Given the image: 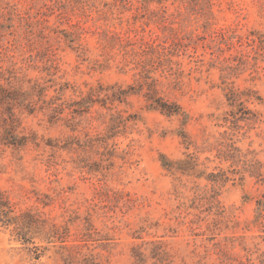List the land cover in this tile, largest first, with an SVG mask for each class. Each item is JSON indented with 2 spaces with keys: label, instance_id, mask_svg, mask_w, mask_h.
<instances>
[{
  "label": "rangeland",
  "instance_id": "obj_1",
  "mask_svg": "<svg viewBox=\"0 0 264 264\" xmlns=\"http://www.w3.org/2000/svg\"><path fill=\"white\" fill-rule=\"evenodd\" d=\"M160 1L0 0L42 18L47 13L52 26L79 35L77 52L51 40L58 47L51 71L21 59L29 49L18 21L1 41L3 68L14 63L18 77L68 83L66 101L99 83L137 86L138 68L125 64L118 33L179 41L176 53L155 57L150 74L159 80V94L187 113L183 124L131 94L82 116L65 109L56 122L45 110L20 115L18 134L31 136L23 147L0 138V192L15 213L29 210L47 222H37L26 244L0 224V264H264V210L258 209V202L264 205V107L248 104L259 116L238 128L224 118L226 86L264 96V62L250 57L239 64L233 57L251 50L250 30L264 32V0ZM220 29L243 38L210 47V34ZM13 38L16 49L5 50ZM54 94L51 87L48 96ZM117 111L135 117L108 144H88L108 134L110 113ZM231 145L241 161L229 157ZM161 154L176 161L171 171ZM248 159L260 162L263 181L250 175ZM50 224L59 232L53 242L44 237Z\"/></svg>",
  "mask_w": 264,
  "mask_h": 264
},
{
  "label": "trees",
  "instance_id": "obj_2",
  "mask_svg": "<svg viewBox=\"0 0 264 264\" xmlns=\"http://www.w3.org/2000/svg\"><path fill=\"white\" fill-rule=\"evenodd\" d=\"M159 2L161 1L159 0ZM39 14L41 12L36 15L31 14L30 11L21 12L14 4L0 2V48L3 46L1 41H3L6 35L5 32L8 30L9 35L14 34L15 21H18L19 27L22 30V39L27 43V49H29V54H26L21 59L34 65L42 63V70L51 71L54 68L56 69L55 56L58 48L54 46L51 40L53 39L57 43L65 42L69 48L77 52L81 48L78 42L79 35L66 29L58 30L57 27L52 26L49 22V14L44 13L45 16L43 18L39 17ZM210 36V45H212L210 47L213 48L216 43L221 41L227 42V40L234 38H243L242 35L238 36L234 31L228 33L226 29L215 30ZM116 38L121 40L120 45L123 49V55L129 57L125 64L132 63L135 65V68H138L139 80L137 86L123 88L116 86V83L111 85L99 83L97 86H90L86 94L80 96V98L66 101L62 99V92L67 91L69 87L68 83L55 86L54 83L47 84L49 81L53 82L51 79L40 82L38 79H26L24 76L18 77L14 63L5 68H3V65H0V128L2 130L0 138L2 143L23 147L29 142L31 135L26 136L17 132L21 124L20 115L23 113L32 114L36 111L45 110L47 111L49 120L56 122L59 119H63L61 115L65 109L69 110L72 117L76 115L82 116L91 112L90 110L95 104L111 109L108 103L113 104L116 101L125 102L131 94H141L145 97L148 108L158 110L166 116H180L182 117V123L185 124L187 119L185 110L176 101L166 99L159 94V80L150 74L154 68L155 57L160 59L158 58L160 57L159 55H164L163 57H165L167 54L176 53L180 48V42L173 40L167 43L166 40L161 39L157 34L149 38L140 36L133 39L129 35L122 36L118 33ZM245 38L251 46V50H237V54L233 56L234 59H237L239 64L245 63L250 57L254 60L255 64L259 61L264 62V32L250 30L245 35ZM17 43L18 40L16 38L8 39L4 49L14 50ZM217 47H219L218 50H223L220 46ZM228 47V49L232 48L231 46ZM1 54L2 52H0V57ZM8 57L13 58L14 55L11 54ZM51 74L53 75L54 73ZM26 82L29 83L27 88L24 87ZM51 87H54L56 94L48 96V91ZM226 100L229 109L226 111L224 118L226 121L231 122L235 128L240 126L241 121L252 120L259 116V112L249 107L248 104L258 103L264 107V96L251 88L240 90L232 86H226ZM134 117L131 114L125 116L120 111L110 113V121L107 127L108 134L103 138H91L92 142L88 144L93 145L98 141L108 144L106 139L121 132L120 129L127 128ZM231 146L233 152L229 157L233 159V162L241 161L242 154L240 149L234 145ZM160 159L165 168L170 169V171L174 168L173 164L176 161L168 159L165 154H161ZM248 160L251 162L249 164L250 168H248L250 175L257 178L258 181H263L262 165L260 162L254 159ZM244 164L246 163L244 162ZM258 204V209L263 211L264 205H262V202L260 201ZM37 222L45 225L47 220H36L34 214L29 210L15 213L10 202L6 198H3L0 192V224L5 227L12 226L17 240L25 244L31 242L33 236H29V234L34 229L33 227H36ZM58 233L57 226L50 224L44 232V237L47 242H53ZM60 242L63 243L64 240L61 239Z\"/></svg>",
  "mask_w": 264,
  "mask_h": 264
}]
</instances>
